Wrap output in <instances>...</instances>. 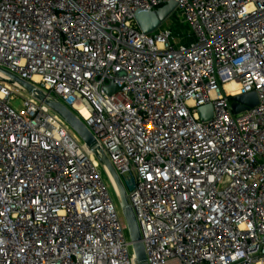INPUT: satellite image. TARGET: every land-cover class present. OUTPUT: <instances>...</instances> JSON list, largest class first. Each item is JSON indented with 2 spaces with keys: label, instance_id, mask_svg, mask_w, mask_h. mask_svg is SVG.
I'll return each instance as SVG.
<instances>
[{
  "label": "built area",
  "instance_id": "built-area-1",
  "mask_svg": "<svg viewBox=\"0 0 264 264\" xmlns=\"http://www.w3.org/2000/svg\"><path fill=\"white\" fill-rule=\"evenodd\" d=\"M100 158L146 264H264V0H0V264H139Z\"/></svg>",
  "mask_w": 264,
  "mask_h": 264
},
{
  "label": "water",
  "instance_id": "water-1",
  "mask_svg": "<svg viewBox=\"0 0 264 264\" xmlns=\"http://www.w3.org/2000/svg\"><path fill=\"white\" fill-rule=\"evenodd\" d=\"M177 9V4L171 2L168 5L156 10L149 12H137L135 14V21L141 30L146 35L152 34L157 31L175 12ZM15 82L23 86L28 92L34 93V88L23 81H20L16 78H13ZM113 90L109 89L108 93L112 94ZM40 100H43L39 97ZM233 111L235 115L244 113L245 111L255 108L258 105L257 96L255 94H248L241 97L233 99ZM50 108H52L59 116H61L64 121L79 135V137L84 141L87 147L90 150L94 149L95 139L84 126V124L68 109L63 107L60 104L47 102L46 103ZM199 113L202 121H208L213 117V110L211 106L202 107L199 109ZM94 154L97 155V152L94 151ZM100 163L106 165L112 175L114 176L119 192H120V201L121 207L128 224L129 232L131 235L132 242L134 243V250L136 253L137 261L139 264H146V254L144 246L141 243V236L138 229V225L135 219V216L129 206L128 198L126 191L120 181V179L115 175L108 161L100 158Z\"/></svg>",
  "mask_w": 264,
  "mask_h": 264
},
{
  "label": "rangeland",
  "instance_id": "rangeland-1",
  "mask_svg": "<svg viewBox=\"0 0 264 264\" xmlns=\"http://www.w3.org/2000/svg\"><path fill=\"white\" fill-rule=\"evenodd\" d=\"M164 26L166 28L171 29L173 31V33L177 36L187 37V35L190 34L189 33V27H188L187 23L184 21L183 17H181L180 14L173 15L166 23H164ZM13 106L18 111L22 110V108H23L21 101H15L13 103ZM101 175H102V180H103L104 184L108 188V191H109L111 198L113 199L115 205L118 207L120 218L124 220L123 210L121 207V201L117 197L116 193L114 192V189L110 183V180L102 168H101ZM124 184L126 185V189L129 191L131 187L129 185H127V182H124Z\"/></svg>",
  "mask_w": 264,
  "mask_h": 264
},
{
  "label": "bare ground",
  "instance_id": "bare-ground-1",
  "mask_svg": "<svg viewBox=\"0 0 264 264\" xmlns=\"http://www.w3.org/2000/svg\"><path fill=\"white\" fill-rule=\"evenodd\" d=\"M230 89H231V86H228L227 90L230 91ZM84 113H86V111H84Z\"/></svg>",
  "mask_w": 264,
  "mask_h": 264
}]
</instances>
